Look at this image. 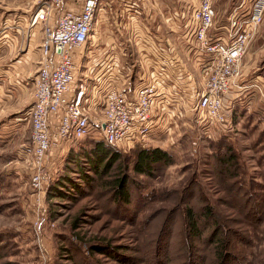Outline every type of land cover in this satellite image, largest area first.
Returning <instances> with one entry per match:
<instances>
[{
  "label": "rangeland",
  "instance_id": "obj_1",
  "mask_svg": "<svg viewBox=\"0 0 264 264\" xmlns=\"http://www.w3.org/2000/svg\"><path fill=\"white\" fill-rule=\"evenodd\" d=\"M141 1L144 0L137 1L140 7ZM145 1L149 4V14L154 23L166 29L169 27L165 24L175 25L181 34L180 41L185 43L186 39H190L189 12L198 0ZM217 1L219 9L228 2ZM250 1L246 0V3ZM41 2L0 0V19L16 12L35 10ZM237 2L240 0H232L230 5ZM223 24H226L224 12L219 11L211 30L213 37L222 35L220 26ZM260 31L248 43L244 56L247 54V72L255 70L264 74V36L260 37ZM183 46L181 49L189 53L187 44ZM29 88L32 91L31 83ZM15 109L11 104L0 102V264H84L79 253L73 254L72 258L64 253V247L68 246L64 238L68 237L82 249L83 255L88 258L87 263L98 260L99 264H213L216 245L210 242L213 239L212 225L205 227L200 223V235L191 238L184 215L186 201L195 207L209 204L219 215L225 253L231 255L226 264H264V103L246 104L243 101L231 115L234 129L227 134L218 133L217 128L211 126L206 137L198 128L191 130L182 126L173 145L153 143L150 147L164 149L173 157V163L153 177L135 174L132 164H129V173L153 194L135 219L131 215L133 205H129L132 210L125 214L131 216L125 221L114 219L105 213L106 209L102 211L99 208L108 205L106 197L98 200L91 193L76 196L69 183L62 184L65 175L81 189L86 187L82 176L90 179V185L96 182L90 171L92 160L88 162L85 155H91L88 151L92 142L100 141L99 138L92 134L75 141L46 190L39 232L35 229L36 213L28 176L18 160L20 146L29 139L30 127L26 118L20 119L25 117V111L20 114ZM194 136L201 139L196 147L191 145ZM221 138L232 145L237 155L240 164L236 174L241 182L239 191L234 187L228 190L230 184L224 179L219 182V175H213L217 170L216 162L208 164L211 155L217 151L215 143ZM136 147L127 151L116 150L131 156ZM71 153H77L76 163L66 166ZM114 174L111 170L107 176ZM53 185L62 187L51 194L54 193ZM59 193L61 197L57 196ZM182 193L185 200L179 201ZM68 195L76 199L70 200ZM174 205L177 210L171 212ZM79 213V227L73 230L70 223ZM76 233L82 237L81 240L76 238ZM103 238L125 250L115 257L97 252L86 255L89 245Z\"/></svg>",
  "mask_w": 264,
  "mask_h": 264
},
{
  "label": "built area",
  "instance_id": "obj_2",
  "mask_svg": "<svg viewBox=\"0 0 264 264\" xmlns=\"http://www.w3.org/2000/svg\"><path fill=\"white\" fill-rule=\"evenodd\" d=\"M136 2L42 0L29 14L0 19V44L12 41L24 27L31 31L39 26L41 32L36 73L30 82L32 103L20 118H26L30 134L18 152L32 191L37 232L48 185L75 141L93 134L104 144L127 151L167 141L160 135L171 128L173 134L182 126L198 128L207 137L208 127L224 128L228 123L225 99L243 77L248 43L264 28V0L234 4L218 37L211 35L214 0H198L189 12L187 24L192 31L185 44L201 73V85L184 94L178 59L161 58L162 41L152 39L150 30L139 25ZM114 4H121L118 11L112 10ZM109 21L142 47L135 62L142 73L130 92V74L120 66L124 52L112 28L108 35L99 26ZM4 32L9 35L3 37ZM146 46L155 53L151 59ZM163 106L171 109V116L163 112ZM200 140L194 136L191 145L198 146Z\"/></svg>",
  "mask_w": 264,
  "mask_h": 264
},
{
  "label": "trees",
  "instance_id": "obj_3",
  "mask_svg": "<svg viewBox=\"0 0 264 264\" xmlns=\"http://www.w3.org/2000/svg\"><path fill=\"white\" fill-rule=\"evenodd\" d=\"M91 146L92 147L88 151L91 155H85V158L88 162L90 159L92 160L90 171L94 175V180H96V182L93 185H90V179L82 176L83 178L81 179H83L82 181L85 183L86 187L81 189L80 185L71 183L67 179V175H65L63 180H61L62 184L69 183L71 185V190H73V192L75 190L74 193L77 194L76 196H83L91 193V195L98 200L106 197L108 205L106 207L99 206V208L102 211L106 209L105 213L108 214V216L111 215L114 219L125 221L131 215L134 216L135 219V215L147 206V203L153 194L152 191L146 188V185L143 182L139 181L129 173V164H132V170L135 174L143 175L145 177H153L163 168L171 165L173 163V157L166 150L159 147H136L131 156H128L111 146L104 144L102 141H93ZM215 146L217 148V151L215 152L216 154H212V158L208 161V164H213L214 162L217 163V170L213 172V175H219V182L224 179L227 183H229L230 185L228 190L234 187V189L239 191L241 182L239 183L236 178V174L239 173L240 164L232 145L225 139L221 138L215 143ZM218 150L220 151L218 152ZM77 157V153H71L67 158L66 166H69L68 164L72 162L76 163ZM131 158L133 159L132 161ZM111 170H113L115 174L108 177L107 175ZM53 186L54 193L51 192V194H55V192H57V188L62 187L61 185ZM59 195L60 197L62 196L61 193L57 196ZM190 195L192 197V194ZM68 196L70 200L76 199L73 195ZM183 198L184 194L182 193L179 197V201ZM184 200L185 198L183 201ZM129 205H133V211H131L132 209ZM174 206L175 208L170 209L171 212H175L177 210L176 205ZM183 206L185 207H183L185 218L188 220L187 222L189 225L190 237L195 238L197 235H200V223L205 227L211 224L213 229L211 236H213V239H211L212 241L210 242L211 244L214 243L216 245V253L213 264H226L227 260H230L229 258L231 255L225 253L226 244L223 239L224 236H221L223 229L220 225L219 215L214 212L213 207L209 204H201L200 206L195 207L188 205V202L186 201ZM121 211L122 213H120ZM130 211L131 215H126ZM79 215L80 213L77 214L70 223V227L73 230H76L79 227V219L81 218ZM131 222H134V220ZM78 234L79 233H76V238L81 240L82 237ZM68 238H64V241H66L68 245L67 247H64V253L67 254L66 256L72 258L71 256L73 254L79 253L85 261L84 264H99L97 262L98 260H94L95 263H87L88 258L83 255L82 249L79 245ZM218 248H220V251H218ZM122 250L125 249L118 245L111 244L109 240H105V238H103L101 241L98 240L96 243L89 245L86 255H88L89 252H97L106 257H115L118 256L116 254L118 252H122Z\"/></svg>",
  "mask_w": 264,
  "mask_h": 264
},
{
  "label": "crops",
  "instance_id": "obj_4",
  "mask_svg": "<svg viewBox=\"0 0 264 264\" xmlns=\"http://www.w3.org/2000/svg\"><path fill=\"white\" fill-rule=\"evenodd\" d=\"M216 2L218 1L214 0L213 2L215 11L214 23L219 11L224 12V17L227 23V16L235 3L230 5L232 0H228L226 5L222 8L220 7L219 9ZM120 7L121 4H114L112 6V10L118 11ZM137 7L140 12V15L137 17L139 25L142 29L146 28L147 30H150V33L153 36L152 39L158 38L162 41L161 58H166L170 62H172L173 59H178L179 62L177 67L183 72V87L181 89V93H188L192 89L199 88L201 85V73L199 68L195 65L192 56L183 51V44L185 43L180 41L181 34L178 33L176 26H169V24H165L169 27V29H166L165 26L154 23V19H152L151 14H149V4L146 3L145 0L141 1L142 9L138 4ZM32 11L13 13L10 16V19L15 15L23 16L31 13ZM223 25H221L222 27L220 26L222 30ZM99 26L102 31H105V34L109 33V30L112 28L114 33L113 35L117 39L122 53L124 52L123 55H120V66L123 65L124 70L130 74L127 86V91L130 92L135 87L137 77L142 73L141 69L139 70L138 68H135V62L136 59H139V53H142V51H140L142 47L135 45V38L132 37L129 32L117 28L112 21L101 22L99 23ZM28 31H30V29L24 27L19 34L17 33L13 36L12 41L2 42L0 44V102H4L8 105L11 104L12 108H16L15 110H17V113L20 114L21 111H26L32 103V91L29 88V83L33 75L36 73L37 60L39 57V53L36 50L37 42L39 41L41 35L39 26H36L30 31V37L28 35ZM8 33L9 32L5 34L4 32L5 35L3 37L8 36ZM259 33L260 37H263L264 28H261ZM139 34L140 36H143V30ZM107 38L109 37L104 36V39ZM182 46L183 50L181 49ZM146 51L148 53V59H151L153 54L155 55L153 48L150 46H146ZM246 58L247 54L243 57L242 79H240L236 85L232 86L225 99L228 112V123L224 126V128L221 126L216 127L218 133L227 134L233 131L234 124L231 115L237 108L241 107L243 101L246 102V104H253V102L264 103V74L260 71L256 73L255 70H249V72H247L249 65L248 59L246 60ZM247 91L249 92L245 95V92ZM162 110L164 113L170 115V112L168 111L171 109L169 107L163 106ZM260 113L261 111H259V115ZM178 136L179 135L177 134H173V129L171 128L167 133H162L160 135V138L163 137L167 141L158 142L168 146L173 145ZM158 142H154V144H157Z\"/></svg>",
  "mask_w": 264,
  "mask_h": 264
}]
</instances>
